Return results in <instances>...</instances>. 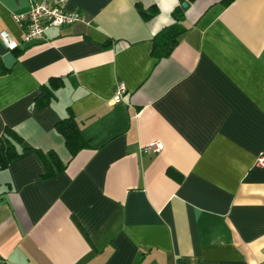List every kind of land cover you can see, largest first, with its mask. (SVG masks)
<instances>
[{"label": "crops", "instance_id": "crops-1", "mask_svg": "<svg viewBox=\"0 0 264 264\" xmlns=\"http://www.w3.org/2000/svg\"><path fill=\"white\" fill-rule=\"evenodd\" d=\"M186 1L69 0L81 19L26 44L13 17L28 0H0L17 44L0 39V136L65 167L44 180L32 152L0 170V264H264V0ZM69 113L89 142L74 157L55 128Z\"/></svg>", "mask_w": 264, "mask_h": 264}, {"label": "trees", "instance_id": "trees-1", "mask_svg": "<svg viewBox=\"0 0 264 264\" xmlns=\"http://www.w3.org/2000/svg\"><path fill=\"white\" fill-rule=\"evenodd\" d=\"M194 0H187L186 4ZM228 0L226 2H229ZM182 8L172 13L175 23L163 28L153 38L152 54L158 58L168 57L178 42V36L184 30L180 22L182 21ZM153 15L149 12L145 17ZM8 71L2 66L0 62V76L7 74ZM61 86V81L50 80L47 85H43L39 89L38 96L34 99V107L36 109L46 108L50 101L54 98V90ZM56 131L64 140L66 149L71 157L77 155L83 149L89 147V142L85 140L77 128L75 119L71 113L55 125ZM34 153L40 160L43 166L42 179H51L64 170V165L58 159L53 151L46 153L27 147L23 139L20 138L11 128L4 127L0 136V170L7 169L10 165L15 163L27 153ZM170 171V172H169ZM168 174L172 175L171 170Z\"/></svg>", "mask_w": 264, "mask_h": 264}, {"label": "built area", "instance_id": "built-area-1", "mask_svg": "<svg viewBox=\"0 0 264 264\" xmlns=\"http://www.w3.org/2000/svg\"><path fill=\"white\" fill-rule=\"evenodd\" d=\"M69 0H28V10L14 15V21L22 30V42L34 44L45 39L46 33L52 28L71 26L81 19V15L67 9ZM0 39L7 49L16 48L17 44L5 32H0ZM125 93L123 84L115 89L113 103H119ZM162 145L159 142L150 143L140 150L144 154L158 153ZM257 166H264V154L256 161Z\"/></svg>", "mask_w": 264, "mask_h": 264}, {"label": "water", "instance_id": "water-1", "mask_svg": "<svg viewBox=\"0 0 264 264\" xmlns=\"http://www.w3.org/2000/svg\"><path fill=\"white\" fill-rule=\"evenodd\" d=\"M182 6H183V8H186L187 4L184 3Z\"/></svg>", "mask_w": 264, "mask_h": 264}]
</instances>
